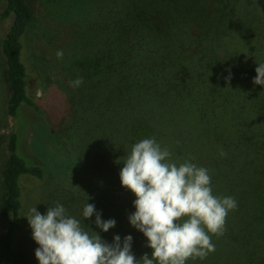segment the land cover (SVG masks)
I'll use <instances>...</instances> for the list:
<instances>
[{"label":"trees","instance_id":"16d2710c","mask_svg":"<svg viewBox=\"0 0 264 264\" xmlns=\"http://www.w3.org/2000/svg\"><path fill=\"white\" fill-rule=\"evenodd\" d=\"M39 8L46 44L62 36L48 55L39 36L37 68L53 77L58 64L70 83L82 77L83 84L70 90L57 84L58 93L47 77L41 100L26 94L23 38L31 12L25 0H0V23L8 22L0 39L4 112L14 119L23 104L46 118L53 133L66 116L63 144L87 153L73 190L48 193L40 213L62 204L85 230L107 243L131 235L136 258L151 257L146 238L129 223L136 198L119 173L134 143L155 138L177 163L191 159L207 168L213 193L237 202L224 234L212 237L215 251L187 264H264V86L253 83L264 62V0H43ZM1 148L0 264H39L21 214L23 182L41 186L44 173L18 154L16 132L6 134ZM87 202L115 227L104 233L95 215L85 221Z\"/></svg>","mask_w":264,"mask_h":264},{"label":"clouds","instance_id":"9594fccd","mask_svg":"<svg viewBox=\"0 0 264 264\" xmlns=\"http://www.w3.org/2000/svg\"><path fill=\"white\" fill-rule=\"evenodd\" d=\"M63 56L58 50L57 59ZM255 72L253 83L264 86V62L257 64ZM82 84V77L71 82L74 88ZM220 155L226 153L221 150ZM122 164L121 186L136 198L135 212L128 220L146 238L151 257L145 253L136 258L131 235L123 241L116 235L107 243L57 203L45 214L32 207L26 217L38 245L35 257L39 264H187L215 251L212 237L224 234L228 214L237 202L234 197L213 193L207 168L191 159L177 163L155 138L134 143ZM82 215L85 221L95 215V226L104 233L116 225L114 219L102 220L95 205L88 202Z\"/></svg>","mask_w":264,"mask_h":264},{"label":"rangeland","instance_id":"374dc122","mask_svg":"<svg viewBox=\"0 0 264 264\" xmlns=\"http://www.w3.org/2000/svg\"><path fill=\"white\" fill-rule=\"evenodd\" d=\"M43 0H25L27 4L32 20L28 32L23 38V62L27 70V81L25 85L26 94L33 100H41L49 91L47 90L49 85L47 84V77H51L53 88L56 90V86L63 85L70 90V79L68 74L63 72L65 69H57L55 75L51 70L42 71L37 68L38 63L35 59L34 46L39 44V36L45 34L43 19L39 13V6ZM43 16V15H42ZM8 22L0 23V39L3 32L6 30ZM46 30V29H45ZM59 35L57 41L54 42L52 47L47 45L43 38L40 40V47L44 49L45 54L51 53L55 47L61 42ZM46 38V37H45ZM49 47L50 51H47ZM53 55V54H51ZM3 60L0 56V85L2 93H0V155L1 163L4 162V151L2 142L6 137V134L10 131L16 132L18 135V154L28 163L37 165L42 168L44 173V181L41 186L36 185L32 180L25 179L24 185V197H23V212L21 214L22 219H26L29 210L32 207H37V211L47 206L43 201L44 197L50 193H65L67 189L75 186V183L80 180L81 165L87 160V153L84 152L82 146L63 144V133L68 130L69 120L67 117H63L61 121L55 126L54 133L50 131L48 127V121L46 118L39 116L33 110L28 107H24L22 104L14 119H8L4 112V100L6 98V75L4 72ZM59 72V73H58ZM56 85V86H55ZM62 86V87H63ZM59 93V88L57 90ZM62 138V139H61ZM65 139V138H64ZM66 143V142H65ZM83 145V144H82ZM85 156V157H84ZM80 170H77V167ZM82 176V175H81ZM26 222L28 223L27 219Z\"/></svg>","mask_w":264,"mask_h":264}]
</instances>
